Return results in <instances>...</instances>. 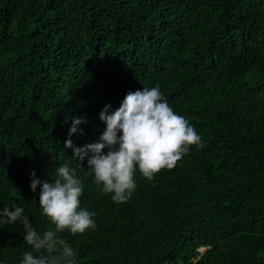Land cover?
I'll list each match as a JSON object with an SVG mask.
<instances>
[{"label": "trees", "instance_id": "1", "mask_svg": "<svg viewBox=\"0 0 264 264\" xmlns=\"http://www.w3.org/2000/svg\"><path fill=\"white\" fill-rule=\"evenodd\" d=\"M155 86L201 143L120 204L77 160L96 227L60 234L76 264H264V0H0V208L47 230L30 175L75 165L71 119L97 143L106 105ZM24 235L0 225L2 264Z\"/></svg>", "mask_w": 264, "mask_h": 264}, {"label": "clouds", "instance_id": "2", "mask_svg": "<svg viewBox=\"0 0 264 264\" xmlns=\"http://www.w3.org/2000/svg\"><path fill=\"white\" fill-rule=\"evenodd\" d=\"M106 105L99 119L106 125L99 142L77 147L71 137L78 133L84 121L73 117L69 138L64 148L73 153L75 165L65 162L55 170V179L42 182L35 172L30 175V190L37 192L39 207L50 226L39 232L25 215V208L13 202L0 208V225L19 223L25 233L24 242L31 250L23 252L19 264H76V251L60 234H83L96 227L95 213L81 207L84 191L78 177L80 161L87 160L86 175L116 203L127 202L137 188L135 175L139 172L152 180L163 169H172L192 146L201 143L194 126L169 106L158 86L129 92L118 109ZM2 264V262H0Z\"/></svg>", "mask_w": 264, "mask_h": 264}, {"label": "rangeland", "instance_id": "3", "mask_svg": "<svg viewBox=\"0 0 264 264\" xmlns=\"http://www.w3.org/2000/svg\"><path fill=\"white\" fill-rule=\"evenodd\" d=\"M201 251H202V252H204V251H205V249H202Z\"/></svg>", "mask_w": 264, "mask_h": 264}]
</instances>
